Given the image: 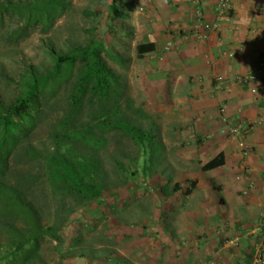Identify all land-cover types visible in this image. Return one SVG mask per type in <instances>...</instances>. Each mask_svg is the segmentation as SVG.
Masks as SVG:
<instances>
[{
  "label": "rangeland",
  "instance_id": "rangeland-1",
  "mask_svg": "<svg viewBox=\"0 0 264 264\" xmlns=\"http://www.w3.org/2000/svg\"><path fill=\"white\" fill-rule=\"evenodd\" d=\"M114 1L116 0H72L73 8L56 23L51 32L44 34L40 28L29 30L27 37L17 42L10 40V34L21 27V23L16 17L6 18L4 28L0 30V95L3 100L8 104L14 101L19 93L18 84L28 67H37L42 73L49 69L50 60L46 55L48 45L57 50L68 51L85 46L95 39L103 42L107 51L113 53L112 44L116 36L110 34L109 29L119 25L127 32L134 29L135 25H141L142 19L147 16L141 0H127L131 6L127 12L129 18L116 21L110 13ZM122 1L118 0V3L122 5ZM141 7L145 8L144 12H140ZM136 37L132 33V38L124 37L122 41L126 63L120 64L106 55L105 59L122 77L127 87V96L134 102V109L141 110L146 115L138 117L126 109L131 121L144 130L153 125L160 150L144 155L132 138L121 132L108 135L107 148L99 152L107 185V206L95 201L81 204L74 197L54 193L46 178L43 156L52 149L51 130L65 107L66 88L51 102V114L41 121L32 136L31 143L42 156L33 161L17 157L11 162L10 178H14V181L15 177L23 174L38 178L37 183L30 187L28 197L39 210L45 226L57 224L71 214H75L74 219L83 218L78 230L80 242L75 254L79 257L84 255L87 258H97L100 260L99 264H115L117 259L122 264H143L153 235L159 234L157 230L160 224L155 221L161 213L164 216L170 215L168 211L175 206L174 215H203L200 208L202 203L210 206L212 201L223 196L221 172L202 170L206 161L215 154L212 143L191 139L195 129L170 127L171 124L168 123H173L174 112L165 117L164 113L154 109V98L149 89L145 88V80L141 77L149 70L150 63L138 55L137 45L144 40L138 38L134 41ZM175 133L182 136V139ZM213 137L224 136L220 132L215 133L212 139ZM226 141V137L225 140L222 139V142ZM223 145L221 143L219 147ZM155 146L154 142L151 143V147ZM132 173L137 174L131 176ZM235 175L229 170V183L235 189L237 198L243 200ZM166 183H170L172 192L175 186L179 189L172 202L167 201L161 193V186ZM229 213L238 219V213H233V210ZM261 213L262 211L256 214L258 220L261 219ZM17 226L21 227V222ZM228 229L230 228L227 227L226 230ZM150 230L157 232L150 233ZM6 238L5 232L0 231L3 244ZM60 260L57 243L47 238L42 241L38 258L32 264H60ZM84 260L80 258L78 264H84Z\"/></svg>",
  "mask_w": 264,
  "mask_h": 264
},
{
  "label": "crops",
  "instance_id": "crops-1",
  "mask_svg": "<svg viewBox=\"0 0 264 264\" xmlns=\"http://www.w3.org/2000/svg\"><path fill=\"white\" fill-rule=\"evenodd\" d=\"M218 1L141 0L147 14L141 25L127 32L119 25L112 27L116 36L112 44L113 59L120 64L127 62L122 51L124 37L132 38L134 33L137 36L134 41L144 40L137 47L152 46L151 52L140 57L150 63L149 70L141 77L154 98V109L165 117L174 112L173 123H168L170 127L195 129L191 139L212 143L215 154L204 165L220 154L225 162L222 168L208 171L221 172L223 196L210 206L202 203L203 215H174L175 206L168 211L170 215L161 213L155 221L160 224L159 234L153 235L143 264H258L257 252L260 250L264 256V233L251 235L264 221V71L258 75L256 84L259 96L252 95L248 86L237 83L238 77L254 72L264 58V0H232L223 18L216 12ZM115 2L128 19L131 6L127 0L122 5L118 0ZM198 10L203 22L220 26L218 31L206 33L201 39L197 36ZM170 42L173 48L166 52ZM219 77L224 79L223 85H219ZM221 104L226 106L231 124L246 121L255 125L245 139L251 148L249 156L243 157L237 140L212 139L224 128L218 114ZM221 143L224 145L219 147ZM229 170L236 174L235 182L243 200L237 198L229 183ZM240 174L255 182L249 196L242 195L244 184L236 181ZM177 193L163 197L172 202ZM231 210L239 214L238 219L230 215ZM260 211L258 220L256 214ZM227 227L230 229L226 230ZM235 237L241 239L238 248L228 244ZM117 262L122 264L119 259Z\"/></svg>",
  "mask_w": 264,
  "mask_h": 264
},
{
  "label": "trees",
  "instance_id": "trees-1",
  "mask_svg": "<svg viewBox=\"0 0 264 264\" xmlns=\"http://www.w3.org/2000/svg\"><path fill=\"white\" fill-rule=\"evenodd\" d=\"M72 8V0H0V30L6 18L16 17L21 27L10 34L13 42L23 40L29 30L37 28L48 34ZM110 13L116 21L126 17L115 1ZM109 32L114 34V28ZM137 51L143 56L152 51V46L140 45ZM46 55L49 69L42 73L37 67H28L12 103L5 102L0 95V231L7 236L4 244L0 239V264H32L47 238L57 243L60 264H78L80 258L85 259L84 264H99L97 258L75 254L83 218L74 219L75 214H71L57 224L45 226L39 210L28 197L38 178L23 174L14 181L10 178L11 162L17 157L33 161L42 156L31 143L32 136L41 121L51 114V102L66 88L65 107L51 130L52 149L43 156L46 178L54 193L74 197L81 204L95 201L107 206V185L99 152L107 148L108 135L123 133L135 140L147 155L160 150L156 129L152 125L144 130L131 121L126 109L138 117L146 115L134 109L122 77L105 59V55L111 58L113 55L103 42L92 39L85 46L68 51L48 45ZM153 142L155 147H151ZM224 165L220 154L202 170L208 172ZM121 170L126 172L124 168ZM178 190L176 186L173 188V192ZM173 192L170 183L161 188L166 198ZM18 222L21 227L17 226Z\"/></svg>",
  "mask_w": 264,
  "mask_h": 264
},
{
  "label": "built area",
  "instance_id": "built-area-1",
  "mask_svg": "<svg viewBox=\"0 0 264 264\" xmlns=\"http://www.w3.org/2000/svg\"><path fill=\"white\" fill-rule=\"evenodd\" d=\"M232 0H219L216 7V12L218 17H225L229 10ZM140 12H144V8L139 9ZM197 36L199 39L204 37V34L218 31L219 24H207L203 22L202 13L200 10L197 11ZM173 48V43H168L165 47L166 52L171 51ZM264 71V58L259 61L256 66L254 72L249 73L244 76H240L237 78V83L242 86H248L252 95L259 96L260 89L256 85L258 83V75ZM219 85L224 84V79L219 77L217 79ZM218 114L221 123L224 125V128L221 131V134L230 139L237 140L238 149L241 151L243 157H247L250 154V148L247 145L245 139L249 136L255 129V125L247 123L246 121H240L235 124H231V121L227 115V108L225 105L221 104L218 106ZM236 181L240 184H244V188L242 189L243 196H249L250 193L255 188V182L251 179H248L244 175L240 174L236 176ZM264 233V221L260 223L251 233L253 236L261 235ZM240 237H235L228 241L230 247L238 248L240 246ZM255 261L258 264H264V256L259 250L255 255Z\"/></svg>",
  "mask_w": 264,
  "mask_h": 264
}]
</instances>
